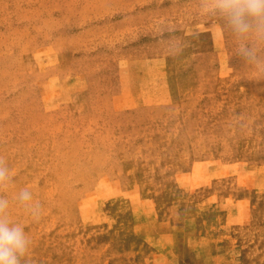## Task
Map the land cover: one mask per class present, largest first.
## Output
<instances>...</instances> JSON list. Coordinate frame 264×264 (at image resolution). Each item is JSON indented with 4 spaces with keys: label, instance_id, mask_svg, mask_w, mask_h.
<instances>
[{
    "label": "rangeland",
    "instance_id": "374dc122",
    "mask_svg": "<svg viewBox=\"0 0 264 264\" xmlns=\"http://www.w3.org/2000/svg\"><path fill=\"white\" fill-rule=\"evenodd\" d=\"M199 3L0 0L22 264H264V72Z\"/></svg>",
    "mask_w": 264,
    "mask_h": 264
},
{
    "label": "clouds",
    "instance_id": "9594fccd",
    "mask_svg": "<svg viewBox=\"0 0 264 264\" xmlns=\"http://www.w3.org/2000/svg\"><path fill=\"white\" fill-rule=\"evenodd\" d=\"M199 14L220 22L231 34L234 55L243 64L264 72V0H200ZM13 182L12 170L0 161V188ZM17 200L33 219H39L41 205L25 187ZM9 201L0 196V264H22L30 251V238L24 225L8 218Z\"/></svg>",
    "mask_w": 264,
    "mask_h": 264
}]
</instances>
